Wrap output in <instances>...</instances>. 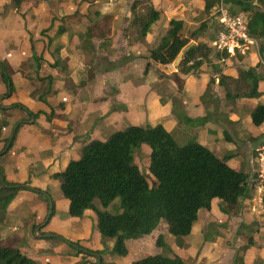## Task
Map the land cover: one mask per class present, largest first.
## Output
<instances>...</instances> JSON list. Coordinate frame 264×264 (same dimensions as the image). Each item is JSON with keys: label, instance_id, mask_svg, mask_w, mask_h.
<instances>
[{"label": "crops", "instance_id": "crops-1", "mask_svg": "<svg viewBox=\"0 0 264 264\" xmlns=\"http://www.w3.org/2000/svg\"><path fill=\"white\" fill-rule=\"evenodd\" d=\"M133 2H136L134 12L138 16L145 15L150 7L160 13L159 19L143 37L138 36L137 25L132 24L133 14L130 7ZM229 3L236 13L246 14L247 17L258 7L256 1L249 3L230 0ZM0 5V62L10 70L13 90L28 89L34 83H38L39 86L49 87L47 96L51 99L48 101L50 105L56 103L52 100H56L57 96L70 104L75 101L79 105L76 111H70L69 117L65 120L51 119L55 129L52 132L54 141L52 156L61 152L59 144L67 142L69 135L80 137L85 134L87 128L92 130L91 140H104L113 131L129 125L161 124L173 134L172 131L176 128L183 130L198 124L201 128L198 131L200 144L219 158L226 159L230 152L240 155L229 157L226 163L235 169L240 167L245 173L250 172L254 150L264 142V122L260 126L252 127L250 117L252 110L245 111L241 107L243 106L241 102L237 105L236 101L231 100H236L235 95L246 94L249 91L251 78L243 82L239 74L243 70L253 68L254 75L259 78L256 105L264 104V38L257 40L256 47L251 46L245 55L226 53L225 56L220 55L218 58L215 53L219 51L211 48L208 60L201 64L199 71L183 74L177 67L153 62L147 55V49L154 47L160 37L166 34L171 19L183 20L188 26L196 25L202 0H38L37 5L23 17L16 13L10 0H0ZM187 6L194 8L191 14L187 13L185 8ZM214 7L207 14L208 22L214 19ZM74 12H77L76 23L70 22L63 33L57 34L56 26L53 31L41 35V31L50 25L52 19L63 14L71 16ZM103 15L110 16L111 30L108 42L101 46L103 42L101 37L93 36L87 43L83 36L86 26L90 22L100 20ZM48 37L52 38L49 44ZM205 38L210 40L208 36L199 35L196 41L192 39L190 41H193L194 45L197 42L208 43ZM56 46L59 47L58 50ZM33 53L40 58L39 61L31 59ZM2 87L4 86H0V93L5 92V88L3 90ZM68 88H71L70 96ZM12 94L13 92L11 96ZM175 97L176 114L172 111L175 109ZM106 100L117 106L109 112L108 122L101 119L105 113L103 103ZM217 103H222L220 107H223L224 113H231L233 120L231 123L250 121L251 124L247 122L249 132L234 135L218 127ZM39 108L41 106L35 111ZM212 113L214 114L210 118ZM205 117L206 121L204 119L202 123L197 122L198 119ZM43 118L41 116L37 119L44 121L45 124ZM237 123H234L235 128ZM28 128L30 126L25 124L20 127L22 130ZM221 131L222 136L218 135ZM149 150H144L146 159ZM5 167L7 170L10 169L7 164ZM11 169L15 171L14 168ZM248 198L249 196L245 197L243 201L248 202ZM214 200L219 204V200ZM66 201L68 209L69 202L67 199ZM212 202L209 211L214 216L217 210L213 209ZM240 203L243 205L242 201ZM88 212L86 209L83 213ZM217 212L222 215L221 211ZM207 213L208 211L204 209L199 210L197 220L185 238L187 245L185 248H179L173 239L169 238L173 254L192 264H264V241L255 235L252 239L253 246L247 244L240 235L234 236L235 238L231 236L226 240L220 237L219 232L213 233L205 240L204 232L209 221L219 224L216 218L207 220ZM18 214L28 219L31 212L24 208ZM162 223L159 222L161 231L165 233V224ZM257 230L260 234L264 233V227H256L254 231ZM151 235L152 233L147 238L139 239L143 243H140L134 258L130 256L133 262L148 254L159 253L158 251L152 253L151 249H148L154 240V236ZM108 240L109 243H113L112 239ZM229 253L237 254L233 263L226 260V257H230ZM26 255L34 258L30 254ZM112 258L116 259L115 262L118 264L129 263L125 257Z\"/></svg>", "mask_w": 264, "mask_h": 264}, {"label": "trees", "instance_id": "trees-1", "mask_svg": "<svg viewBox=\"0 0 264 264\" xmlns=\"http://www.w3.org/2000/svg\"><path fill=\"white\" fill-rule=\"evenodd\" d=\"M16 13L22 17L38 0H11ZM219 0H202L201 13L206 15ZM229 9V1L222 0ZM252 3L257 8L248 15L247 28L250 36L256 40L264 38V0H241ZM135 3L131 4L132 24L137 25L138 36L143 37L151 25L160 17L159 11L150 7L145 15L135 14ZM97 14V12H95ZM235 14V13H233ZM53 19L47 30L52 27ZM67 29L58 24L57 34ZM218 29L215 20L207 25L205 20L188 26L180 19L168 22L166 34L157 44L147 49V55L155 63L170 64L191 39L196 41L199 35L214 38ZM46 30V31H47ZM111 30L110 16L103 15L100 20L90 22L83 34L84 40L90 42L93 36L101 37V46L108 42ZM52 38L48 37V44ZM57 50L59 47H55ZM211 52L210 43L197 42L188 49L177 65L178 71L187 74L196 71L208 60ZM220 52V51H219ZM215 53L216 57L225 56L226 52ZM32 58L39 61L34 53ZM254 69L243 70L241 80H249L248 96H257L258 78ZM0 74L6 90L3 95L12 93L13 84L6 65L0 62ZM176 80L177 76L175 74ZM175 113V111L173 110ZM177 113V112H176ZM175 113V114H176ZM253 125L264 122V104H257L250 114ZM14 131L13 137L18 129ZM12 140L9 144L11 145ZM141 143L149 146L148 171L156 180L150 187L144 174L134 162V152ZM241 169L230 167L225 158L217 157L212 151L197 141H188L180 145L173 134L161 124L129 125L113 131L106 139H94L82 146L77 159L67 163L65 169L57 172L60 178V191L68 200V212L71 216H81L86 209L96 213V228L103 240H114L113 252L125 256V241L150 233L161 219L166 221L167 232L176 246L185 248V238L189 235L193 223L197 220L199 210L209 212L211 202L219 200L221 212L239 207V198L250 197V177ZM20 186L15 182H4L0 186V208L15 197ZM117 202L116 211L107 208ZM229 208V209H228ZM53 209V203H52ZM209 222L204 232V239L212 236ZM255 223H241L237 235L243 237L247 244L253 243L252 233ZM156 243L163 247V237ZM0 264H38V262L18 249L0 244ZM134 264H192L173 254L157 253L147 255Z\"/></svg>", "mask_w": 264, "mask_h": 264}, {"label": "rangeland", "instance_id": "rangeland-1", "mask_svg": "<svg viewBox=\"0 0 264 264\" xmlns=\"http://www.w3.org/2000/svg\"><path fill=\"white\" fill-rule=\"evenodd\" d=\"M11 4H13L12 1ZM185 8H187V13L190 14L194 10L193 7L188 8L187 6ZM228 10L236 14L233 8ZM77 12L71 13L74 14L71 16L70 14H63L59 18L55 16L56 18L53 21L58 19L59 22H53L52 27L48 30L47 28L43 29L41 35H46L47 31H53V28L58 26V24L68 26L70 22L76 23L75 13ZM198 14L196 21L200 22L207 18V25L211 23V21L208 22L209 15L206 14L205 16L201 12ZM212 39L205 38V41L210 43ZM31 59L34 60L32 55ZM59 66L61 67V65ZM197 71H199V68ZM190 73H195V71ZM0 86H4L1 89L4 90L5 88L6 90L1 75ZM65 86L63 85V87ZM48 88L34 83L28 89L12 90V96L11 94L8 96V94L3 95L4 93H0V186L4 185V182L14 181L20 186L15 197L0 208V244L14 247L24 254L34 256L38 264H118L115 262L116 259L112 258V256H118L113 252L114 240H112L113 243H109L110 240L108 239L103 240L96 228V213L91 209H87L89 210L88 213L74 217L68 212L67 201L60 191V178L56 174L63 171L69 161L79 157L81 147L93 138H91L92 130L87 128L85 134L80 137L73 134L69 135L67 142L59 144L61 152L52 156V151L54 150L52 132L55 129L54 125L51 124V119L65 120L69 117L70 111H76L79 105L75 101L70 104V102L59 98V96H57L56 100H52L56 103L50 105L48 101L51 99L47 96ZM68 91L70 96L71 88H68ZM235 96H237L236 100H231V102L236 101L237 105L238 102H241L243 104L241 107L245 111L252 110L257 103L256 96H248L244 93ZM176 99L177 97L174 98L175 109L173 108L175 113L177 112ZM217 105L216 121L218 127L234 135H243L249 132L248 125L251 124L250 121H247L249 124L243 120L238 123L236 121L231 123L233 121L231 113H224L223 107H220L222 103H217ZM39 106L41 108L35 111ZM103 107L105 113L102 114L101 119L108 122L109 112L113 108H117V106H113L109 100H106L103 103ZM213 114H211L210 118H212ZM41 116L44 117L45 124H43L44 121H38L37 118ZM204 119L206 121L205 117L198 119L197 122L202 123ZM220 123L225 124V126ZM234 123H237L236 128L238 130H236ZM23 124L30 126V128L28 130L20 129ZM18 125L19 127L12 139ZM141 125L150 126L148 123ZM251 126L253 127L254 125ZM200 129L198 124H194L183 130L176 128L172 133L177 143L183 145L188 141L199 142L198 131ZM218 135L222 136L223 132H218ZM11 140L12 143L9 146ZM146 149H149L148 144L141 143L134 152V162L144 174L148 185L154 187L156 180L147 168L148 158H145L146 151H144ZM228 155L229 157H240V155L231 154V152ZM229 157H226V159ZM5 164L10 167L9 170L6 169ZM11 168H14L15 171H11ZM237 169L241 168L237 167ZM243 199L242 197L238 199L239 202H243V205L241 204L239 207L232 209L228 208L227 212H221L222 215L217 212L221 211L222 206L216 200H213L212 206L213 209L217 210L215 211L216 214L212 216L209 211L206 214V219L212 220L216 218L219 224L209 226V231L212 234L219 232L220 237L229 240L231 236L235 238L234 236L237 235L240 222L248 224L251 222L255 223L256 227H264V214L260 216L251 215L246 208L247 202H244L245 199L244 201ZM116 204L117 202H113L107 209L113 212L116 211ZM24 208L31 212L28 219L18 214ZM160 221L165 224V233L161 231V225L158 223L150 233L138 238H129L125 241L127 252L125 256H120L125 257L124 259L129 262L125 264H134L130 256L133 259L140 243H143L139 239L147 238L151 233V236H154V240L148 246V249L150 248L152 253H157L158 251L159 253L169 254L172 252V244L169 241L171 236L167 232L166 221L164 219ZM254 235L264 241V233L260 234L258 230L254 231L252 239ZM159 236L163 237L165 243L163 247L156 243ZM250 245L253 246V243ZM236 253H229L230 257H226L228 263H233Z\"/></svg>", "mask_w": 264, "mask_h": 264}, {"label": "built area", "instance_id": "built-area-1", "mask_svg": "<svg viewBox=\"0 0 264 264\" xmlns=\"http://www.w3.org/2000/svg\"><path fill=\"white\" fill-rule=\"evenodd\" d=\"M213 20L218 26L210 46L215 51H225L228 55H245L251 46L256 47L257 40L250 36L247 28V15L231 13L219 0L214 7ZM250 197L246 208L251 215L264 214V142L254 150L250 173Z\"/></svg>", "mask_w": 264, "mask_h": 264}, {"label": "water", "instance_id": "water-1", "mask_svg": "<svg viewBox=\"0 0 264 264\" xmlns=\"http://www.w3.org/2000/svg\"><path fill=\"white\" fill-rule=\"evenodd\" d=\"M194 45L193 41L188 42L185 46H183L181 48V50L179 51V53L177 54V56L175 57L174 61L171 64H168L169 67H177L178 63L180 62L183 54L190 49L192 46ZM175 77V73L173 74Z\"/></svg>", "mask_w": 264, "mask_h": 264}]
</instances>
